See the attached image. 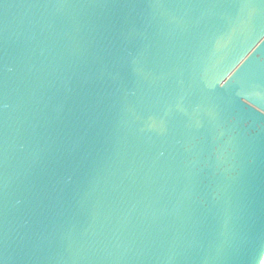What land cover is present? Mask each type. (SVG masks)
I'll use <instances>...</instances> for the list:
<instances>
[{"label":"water","instance_id":"obj_1","mask_svg":"<svg viewBox=\"0 0 264 264\" xmlns=\"http://www.w3.org/2000/svg\"><path fill=\"white\" fill-rule=\"evenodd\" d=\"M0 264H264V0H0Z\"/></svg>","mask_w":264,"mask_h":264}]
</instances>
